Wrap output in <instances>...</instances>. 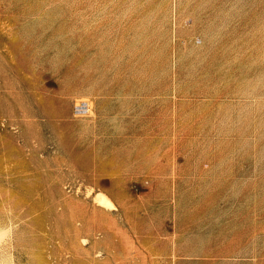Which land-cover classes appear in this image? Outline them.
Wrapping results in <instances>:
<instances>
[{
  "label": "rangeland",
  "instance_id": "374dc122",
  "mask_svg": "<svg viewBox=\"0 0 264 264\" xmlns=\"http://www.w3.org/2000/svg\"><path fill=\"white\" fill-rule=\"evenodd\" d=\"M0 264H264V0H0Z\"/></svg>",
  "mask_w": 264,
  "mask_h": 264
}]
</instances>
